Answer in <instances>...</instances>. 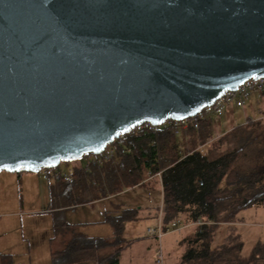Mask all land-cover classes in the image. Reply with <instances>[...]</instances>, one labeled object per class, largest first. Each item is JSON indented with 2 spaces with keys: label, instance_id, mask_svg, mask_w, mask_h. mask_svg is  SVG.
<instances>
[{
  "label": "water",
  "instance_id": "1",
  "mask_svg": "<svg viewBox=\"0 0 264 264\" xmlns=\"http://www.w3.org/2000/svg\"><path fill=\"white\" fill-rule=\"evenodd\" d=\"M264 77V0H0V172L99 154Z\"/></svg>",
  "mask_w": 264,
  "mask_h": 264
},
{
  "label": "trees",
  "instance_id": "2",
  "mask_svg": "<svg viewBox=\"0 0 264 264\" xmlns=\"http://www.w3.org/2000/svg\"><path fill=\"white\" fill-rule=\"evenodd\" d=\"M260 113L261 117L248 115L244 123L231 122L230 129L217 136L209 133L208 121L181 130L179 136L163 124L133 130L111 143L114 157L101 165L85 169L77 160L70 161L71 177L50 187L53 208L110 202L112 210L105 213V220L112 235L92 237L72 228L55 263L118 264L130 243L124 236L125 223L138 219L143 207H122L111 200L126 189L145 188L154 181L162 194L163 230L173 221H201L183 240L186 248L178 264H264V241L243 256V241L230 228L221 244L211 245L219 224L231 225L242 210L264 205V111Z\"/></svg>",
  "mask_w": 264,
  "mask_h": 264
},
{
  "label": "rangeland",
  "instance_id": "3",
  "mask_svg": "<svg viewBox=\"0 0 264 264\" xmlns=\"http://www.w3.org/2000/svg\"><path fill=\"white\" fill-rule=\"evenodd\" d=\"M255 97L256 94H253L252 99H249L252 110L248 107V101L244 107L249 116L261 117L260 109L264 111V96L260 95L257 102ZM231 114L233 123L244 122L240 109L234 107ZM226 120L225 117L220 119L222 128ZM110 147L111 144L106 150ZM204 147L207 149L208 144ZM87 156L80 158L81 163L87 160ZM71 165V162H60L55 169L65 170ZM53 184L54 181L46 179L40 172H0V249L7 253L4 256L6 262L3 264H56L52 249L62 243L64 245L69 240L73 227L88 236L111 237V226L105 220V213L112 210L110 202L94 201L92 204L73 208H53L54 201L50 195V187ZM161 199V189L152 181L145 188L126 189L113 197L111 202L122 207H143L142 210L150 207L148 210L156 214V211H161ZM154 214H146V217L140 215L138 219L125 223L124 236L130 243L121 253L118 264H178L186 248L183 240L192 236L198 225L179 221L180 226L186 225L180 232L169 228L160 239H156L147 232L148 228L155 226ZM56 216H59L58 219ZM65 223L73 226L67 230L62 227ZM229 228L243 241L242 255L249 256L256 243L264 241V205L242 210L237 215V221L231 225L219 224L211 245L221 244ZM159 250L162 252L161 263L157 262ZM59 264L89 263L66 261Z\"/></svg>",
  "mask_w": 264,
  "mask_h": 264
},
{
  "label": "built area",
  "instance_id": "4",
  "mask_svg": "<svg viewBox=\"0 0 264 264\" xmlns=\"http://www.w3.org/2000/svg\"><path fill=\"white\" fill-rule=\"evenodd\" d=\"M264 92V77L260 78H250L239 84L235 91L227 90L219 98H217L211 105L203 107L197 114L192 117L183 118L181 120H168L163 125L171 128L174 133H178L179 130L185 129L189 126L197 128L201 121H214L219 119L223 114H225L231 106L243 108L245 103L253 96V94L260 95ZM156 126H153L150 123H142L136 125L133 129L135 131H140L145 128L154 129ZM114 157V152L112 149L104 150L99 154L93 155L89 154L87 160L85 161L83 167L88 169L91 166L101 165L104 161H107ZM42 176L48 180L54 182L59 181L62 177L70 178L72 175V169L67 168L65 170H55L54 168H42L39 171ZM161 171H158L155 175L160 178ZM197 224H201V221L198 220ZM183 227L180 226L179 221L171 222L166 230L162 229L160 224V219L153 228H148L147 232L150 236H153L156 239H160L163 234L169 229L172 228L175 231L180 230ZM157 262H162V252L159 250Z\"/></svg>",
  "mask_w": 264,
  "mask_h": 264
},
{
  "label": "crops",
  "instance_id": "5",
  "mask_svg": "<svg viewBox=\"0 0 264 264\" xmlns=\"http://www.w3.org/2000/svg\"><path fill=\"white\" fill-rule=\"evenodd\" d=\"M259 95H257L256 94V97H255V100H256V102L258 101V99H259ZM254 98V97H253ZM250 99H252V98H250ZM248 102H249V100H248ZM248 102H246L245 103V106H246V104L248 103ZM235 106H231L230 107V109L229 110H233V108H234ZM248 107H250L251 108V110H252V104H251V102H249V104H248ZM235 108H238V109H240L241 111H242V115L244 116V122H245V120H246V117L248 116V114H247V111L245 110V107L244 108H240V107H235ZM260 109V108H259ZM258 109V110H259ZM245 114H247V115H245ZM223 117H225V118H227V120L225 121V125H224V128H225V130H223L224 128H222V124H221V121H220V119L221 118H223ZM231 122H233V120H232V114L231 113H228V112H226L225 114H223L219 119H217V120H214V121H208V131H209V133L210 134H214V136H217V135H221V134H223V133H225L228 129H230V127H231ZM244 122H242V123H244ZM236 124V123H235ZM162 126H164V127H167L166 125H162ZM186 129V128H185ZM181 130H183V129H181ZM181 130H179V132L178 133H175L176 135H180V132H181ZM85 163V162H84ZM84 163H81V160L80 159H78L77 160V165H81V166H83L84 165ZM70 168V167H69ZM56 170V169H55ZM159 178V177H158ZM56 182H54V184H55ZM86 197H88L87 195H86ZM150 207H147V208H145L144 210H142V212H139V214L140 215H142V216H152L154 213H151V211H149L148 209H149ZM146 210H148V211H146ZM157 212V213H156ZM155 213L156 214H154V216L156 217L155 219H156V223L158 222V219H160L159 218V216H160V213H158L159 212V210L158 211H156ZM147 214V215H146ZM59 217V216H58ZM58 217L56 216V218L58 219ZM55 218V219H56ZM156 223H155V225H156ZM194 224V223H193ZM63 225V224H62ZM186 225H183V227H185ZM62 227H64V228H67L65 225H63ZM182 227V228H183ZM1 225H0V231H1ZM73 228H75L76 229V227H73ZM67 230H68V228H67ZM76 230H79L78 228L76 229ZM3 231H5V229L3 230ZM80 231V230H79ZM175 231V230H174ZM181 230H178V231H176V232H180ZM1 236V235H0ZM66 243V242H65ZM65 243H64V245H65ZM63 244V243H62ZM62 244H60V246L59 247H56L55 249H52V254H54L53 256L56 258L57 256H58V253H57V251H59V250H61L62 248H63V246L64 245H62ZM6 252V251H5ZM4 252V250H2V249H0V255H4V256H6L5 254H7V253H5ZM54 258V259H55ZM55 261V260H54ZM10 262H12V263H14L13 262V260L11 261L10 260Z\"/></svg>",
  "mask_w": 264,
  "mask_h": 264
}]
</instances>
